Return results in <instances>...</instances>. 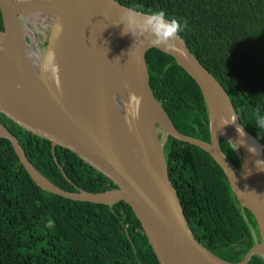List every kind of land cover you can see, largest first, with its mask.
<instances>
[{"label":"water","instance_id":"obj_1","mask_svg":"<svg viewBox=\"0 0 264 264\" xmlns=\"http://www.w3.org/2000/svg\"><path fill=\"white\" fill-rule=\"evenodd\" d=\"M37 2L42 18L51 25L42 51L25 28L31 17L23 14L16 0H0V116L53 148L75 154L117 188L102 193L60 189L33 167L17 138L0 123V138L9 141L33 182L74 202L130 205L160 264H249L254 256L264 259V193L256 158L240 146L241 164L236 168L223 154L221 139L236 147L238 133L235 125L221 121L230 113L239 117L226 90L185 40L179 35L177 47L166 50L141 39L132 60L121 35L124 25H116L122 11L131 8L115 0H31L27 5L35 8ZM152 48L173 57L199 86L209 113L210 143L182 135L155 98L146 62ZM113 95L117 97L110 99ZM159 116L170 123L164 139ZM237 123L248 134L241 139L261 145L259 158L264 159V146L240 119ZM169 136L210 154L240 206L253 215L261 241L241 262L224 260L196 239L169 177L165 154ZM249 170L251 174H246Z\"/></svg>","mask_w":264,"mask_h":264},{"label":"trees","instance_id":"obj_2","mask_svg":"<svg viewBox=\"0 0 264 264\" xmlns=\"http://www.w3.org/2000/svg\"><path fill=\"white\" fill-rule=\"evenodd\" d=\"M149 14L187 22L179 34L228 93L247 131L264 146V0H115ZM0 31L3 24L0 14ZM49 35L47 36L48 39ZM47 39L38 42L42 51ZM155 98L184 136L211 142L209 113L193 78L173 57L146 54ZM33 167L60 189L102 193L113 183L60 147L0 116ZM223 154L240 168L234 145L221 139ZM169 177L190 227L202 246L232 263L261 241L253 215L240 206L225 173L200 148L168 137ZM0 264H160L130 205L74 202L40 189L0 138ZM249 264H264L254 256Z\"/></svg>","mask_w":264,"mask_h":264},{"label":"clouds","instance_id":"obj_3","mask_svg":"<svg viewBox=\"0 0 264 264\" xmlns=\"http://www.w3.org/2000/svg\"><path fill=\"white\" fill-rule=\"evenodd\" d=\"M18 1V0H17ZM23 4L22 1H19ZM23 23V19H20ZM30 21H25V25ZM123 24L121 35L131 33L133 36L140 39H146L150 44L157 47L174 50L179 43V34L187 26V22L183 24L176 18L168 19L164 11H154L149 14L137 12L134 9H124L121 13L120 22L116 25ZM61 25L57 24L59 30ZM256 121V127L264 130V115L259 112L254 114ZM239 120L234 114H229L227 118L222 119V125L233 124L235 125L236 132L238 133V140L234 144L236 149L240 146H244L247 151L255 157V167L257 171H264V159H260L262 146L258 145L255 140L252 143H247L246 140L241 138H247L248 134L244 131V128L237 123ZM246 174H251L249 170Z\"/></svg>","mask_w":264,"mask_h":264},{"label":"bare ground","instance_id":"obj_4","mask_svg":"<svg viewBox=\"0 0 264 264\" xmlns=\"http://www.w3.org/2000/svg\"><path fill=\"white\" fill-rule=\"evenodd\" d=\"M17 2H18V5H20V10L23 12L24 15H26V16L29 15V16L33 17V20L42 26H48V24L50 25V22L42 21L39 18V16H37L38 12L35 10V8L32 7V5L22 4L19 1H17ZM37 8L41 11V5L38 2H37ZM32 15H34V16H32ZM36 16H37V19H36ZM29 34L31 36H33L32 33H29ZM122 38H123L124 42H126V48H127L130 59H132V60L135 59L139 45H140V42H141V39L140 38L136 39V37L133 36L131 33H128L126 35H122ZM135 62H137V59L135 60ZM109 93H110V95H112L113 94L112 90L109 89ZM115 97H117V96L113 95V96H110L109 98L113 99ZM157 122L163 128L164 134L168 135L169 132L171 131L170 123L168 122V120L165 117L159 116L157 118ZM259 173H260V177L258 176L259 177V186L262 189V192L264 193V171H259Z\"/></svg>","mask_w":264,"mask_h":264},{"label":"rangeland","instance_id":"obj_5","mask_svg":"<svg viewBox=\"0 0 264 264\" xmlns=\"http://www.w3.org/2000/svg\"><path fill=\"white\" fill-rule=\"evenodd\" d=\"M31 0H25L23 2V4H27V3H30ZM35 10L38 12V16L39 18L42 20V21H45L44 18H42V10L40 11L37 6H35ZM28 17H31L28 15ZM32 21L28 24L25 25V28L28 30V33L31 32L32 35H33V40L37 43V42H40V40H42L43 38H45V40L47 39V36L49 35V28L48 26H42L40 25L39 23L35 22L33 20V17L30 18ZM36 19H37V16H36ZM28 20V19H27ZM160 125H158V130L160 132V137L162 139L165 138V134H164V130L163 128L161 127Z\"/></svg>","mask_w":264,"mask_h":264}]
</instances>
